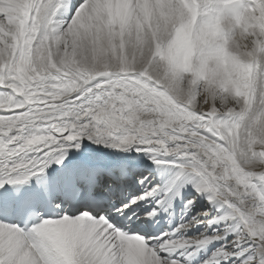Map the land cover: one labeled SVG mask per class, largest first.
I'll return each instance as SVG.
<instances>
[{
    "label": "snow or ice",
    "instance_id": "obj_1",
    "mask_svg": "<svg viewBox=\"0 0 264 264\" xmlns=\"http://www.w3.org/2000/svg\"><path fill=\"white\" fill-rule=\"evenodd\" d=\"M0 264H264V0H0Z\"/></svg>",
    "mask_w": 264,
    "mask_h": 264
}]
</instances>
